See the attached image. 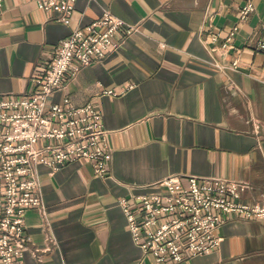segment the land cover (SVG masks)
<instances>
[{
    "label": "crops",
    "instance_id": "1",
    "mask_svg": "<svg viewBox=\"0 0 264 264\" xmlns=\"http://www.w3.org/2000/svg\"><path fill=\"white\" fill-rule=\"evenodd\" d=\"M254 11L225 56L203 44L208 22L224 37L237 9ZM109 12L136 31L104 59L65 76L51 101L92 103L108 132L104 178L89 163L37 165L42 210L27 209L24 264H152L132 242L119 198L161 191L176 176L245 185L240 201L264 200V0H75L67 23L30 0L0 3V96L28 94L57 42ZM236 69L218 70L214 63ZM128 85L132 88L126 89ZM124 92L117 96L104 90ZM219 247L182 264H264V221L230 216Z\"/></svg>",
    "mask_w": 264,
    "mask_h": 264
},
{
    "label": "built area",
    "instance_id": "2",
    "mask_svg": "<svg viewBox=\"0 0 264 264\" xmlns=\"http://www.w3.org/2000/svg\"><path fill=\"white\" fill-rule=\"evenodd\" d=\"M30 1L38 10L55 12L60 23L68 22L75 2ZM253 11L251 1L241 5L236 22L222 38L207 16L204 46L225 56L238 28ZM135 31V26L105 11L53 46L43 70L29 78L28 94L0 96V264H24L28 244L24 213L30 208L42 210L37 165L56 171L66 164L85 162L95 176H106L108 132L96 107L92 103L75 107L67 98L53 102L51 95L63 88L67 74L74 79L83 67L104 59ZM253 50L263 52L264 40ZM213 65L218 70L236 69L238 62ZM123 92L109 89L102 93L117 96ZM153 187L161 191L117 201L133 244L151 258L152 264H182L215 251L222 240L216 231L230 216L264 221V200L241 202L245 185L240 182L189 176L183 183L179 177L170 176Z\"/></svg>",
    "mask_w": 264,
    "mask_h": 264
}]
</instances>
